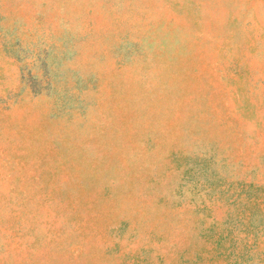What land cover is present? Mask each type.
<instances>
[{
  "label": "rangeland",
  "instance_id": "rangeland-1",
  "mask_svg": "<svg viewBox=\"0 0 264 264\" xmlns=\"http://www.w3.org/2000/svg\"><path fill=\"white\" fill-rule=\"evenodd\" d=\"M0 264H264V0H0Z\"/></svg>",
  "mask_w": 264,
  "mask_h": 264
}]
</instances>
